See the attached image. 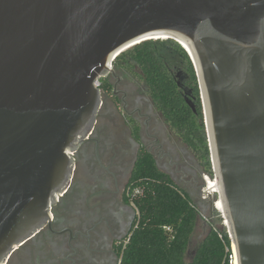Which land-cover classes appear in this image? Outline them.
<instances>
[{"label":"water","instance_id":"water-1","mask_svg":"<svg viewBox=\"0 0 264 264\" xmlns=\"http://www.w3.org/2000/svg\"><path fill=\"white\" fill-rule=\"evenodd\" d=\"M150 39L189 54L238 264H264V0H0V264L51 222L96 79Z\"/></svg>","mask_w":264,"mask_h":264},{"label":"flooded vegetation","instance_id":"flooded-vegetation-1","mask_svg":"<svg viewBox=\"0 0 264 264\" xmlns=\"http://www.w3.org/2000/svg\"><path fill=\"white\" fill-rule=\"evenodd\" d=\"M138 69L113 64L101 78L97 121L74 153L71 180L51 222L6 264H120L139 221L133 184L143 153L190 195H203V166L158 109ZM175 77L191 98L187 75L176 70Z\"/></svg>","mask_w":264,"mask_h":264},{"label":"trees","instance_id":"trees-1","mask_svg":"<svg viewBox=\"0 0 264 264\" xmlns=\"http://www.w3.org/2000/svg\"><path fill=\"white\" fill-rule=\"evenodd\" d=\"M114 64L142 71L158 109L180 133L205 173L213 176L198 77L183 46L173 39L146 40L122 52ZM176 70L187 75L191 98L179 85ZM133 187L143 189L133 196L139 221L123 249L120 264H231L229 233L213 226L199 242L192 259L186 261L200 218L199 208L191 195L162 172L148 153L138 160Z\"/></svg>","mask_w":264,"mask_h":264},{"label":"rangeland","instance_id":"rangeland-1","mask_svg":"<svg viewBox=\"0 0 264 264\" xmlns=\"http://www.w3.org/2000/svg\"><path fill=\"white\" fill-rule=\"evenodd\" d=\"M138 71H140V70L138 69ZM214 180H216V179H214L213 176H210V174H208V173H204L203 174V180H202V186L203 187H201V190H203V195H200V197L191 195L194 202L196 203V205L199 208L200 218H199L196 230L194 232V235L192 237L193 240H191L189 251H188L187 256H186L187 262H189L192 259L196 247L198 246L199 242L205 237L206 233L209 231V228L211 227V225L203 219L202 214L206 215V216H212L213 217V225L215 227H218V228L221 227V228H224L228 231V228L224 225V218L222 217L221 213L216 209L217 208L216 206H215L216 207L215 208L212 205L214 200L219 199V194H211L210 198L208 200L203 199V196L204 195L206 196V194L209 193L208 188L206 189L207 184L209 183L208 181L212 182ZM212 192H215V191H212ZM216 192H218V191H216ZM219 201H220V199H219Z\"/></svg>","mask_w":264,"mask_h":264},{"label":"built area","instance_id":"built-area-1","mask_svg":"<svg viewBox=\"0 0 264 264\" xmlns=\"http://www.w3.org/2000/svg\"><path fill=\"white\" fill-rule=\"evenodd\" d=\"M101 78L102 77H100V78H98V79H96V81H95V85L96 86H98V87H101ZM214 177V176H213ZM215 179V178H214ZM207 187H208V185H207ZM207 187H206V189H207ZM143 192V189L142 188H140V187H138V188H136L135 189V195H137V194H141ZM209 192V191H208ZM215 194H217V193H215ZM210 195H211V193L209 192V193H207L206 194V196H204V200H208L209 198H210ZM219 202V199H217V200H214L213 201V203H212V205L215 207V205L217 204ZM216 208V207H215ZM217 209V208H216ZM218 210V209H217ZM219 211V210H218ZM200 212V211H199ZM220 212V211H219ZM221 213V215H222V217L224 218V222L226 221V218L224 217V214L222 213V212H220ZM202 217H203V219L206 221V222H208L211 226H213L215 229H216V227L213 225V217L212 216H206V215H203L202 214ZM227 222V221H226ZM225 225V224H224ZM226 226V225H225ZM227 227V226H226ZM221 236V235H220ZM234 254H233V256H231V264H234Z\"/></svg>","mask_w":264,"mask_h":264},{"label":"bare ground","instance_id":"bare-ground-1","mask_svg":"<svg viewBox=\"0 0 264 264\" xmlns=\"http://www.w3.org/2000/svg\"><path fill=\"white\" fill-rule=\"evenodd\" d=\"M209 182V181H208ZM207 182V183H208ZM208 185V191L211 193V194H215V193H217V194H219L220 193V189H219V184H218V182H217V180H214L213 182H212V188L210 187V184L208 183L207 184ZM211 189H213V191H215V192H212L211 191ZM216 191H218V192H216ZM216 207H217V209L220 211V212H224V205H223V203L221 202V201H219L216 205H215ZM229 223V222H228ZM226 221L224 222V224L226 225V226H228L229 224H228ZM232 250H233V252H234V264H238V259H237V256H236V245H235V243L234 244H232Z\"/></svg>","mask_w":264,"mask_h":264}]
</instances>
